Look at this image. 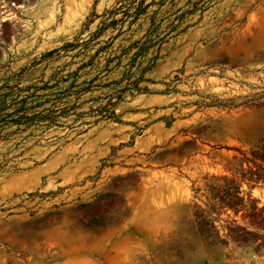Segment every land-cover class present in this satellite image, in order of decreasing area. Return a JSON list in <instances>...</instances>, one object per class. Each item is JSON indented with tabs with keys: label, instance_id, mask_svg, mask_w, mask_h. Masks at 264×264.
Masks as SVG:
<instances>
[{
	"label": "rangeland",
	"instance_id": "rangeland-1",
	"mask_svg": "<svg viewBox=\"0 0 264 264\" xmlns=\"http://www.w3.org/2000/svg\"><path fill=\"white\" fill-rule=\"evenodd\" d=\"M0 264H264V0H0Z\"/></svg>",
	"mask_w": 264,
	"mask_h": 264
}]
</instances>
